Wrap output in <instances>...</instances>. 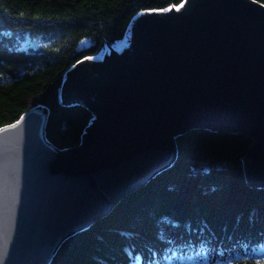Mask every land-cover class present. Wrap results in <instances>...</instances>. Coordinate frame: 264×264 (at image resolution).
<instances>
[{
	"label": "water",
	"instance_id": "1",
	"mask_svg": "<svg viewBox=\"0 0 264 264\" xmlns=\"http://www.w3.org/2000/svg\"><path fill=\"white\" fill-rule=\"evenodd\" d=\"M64 105L94 119L60 151L35 108L0 129V264H51L69 238L169 169L193 130L253 140L243 169L264 190V6L186 0L143 12L120 47L65 78Z\"/></svg>",
	"mask_w": 264,
	"mask_h": 264
},
{
	"label": "trees",
	"instance_id": "2",
	"mask_svg": "<svg viewBox=\"0 0 264 264\" xmlns=\"http://www.w3.org/2000/svg\"><path fill=\"white\" fill-rule=\"evenodd\" d=\"M185 1L0 0V129L41 108L47 141L79 147L94 117L62 104L65 78L120 47L138 14ZM252 144L205 129L180 136L169 169L66 240L51 264H264V190L243 169Z\"/></svg>",
	"mask_w": 264,
	"mask_h": 264
},
{
	"label": "rangeland",
	"instance_id": "3",
	"mask_svg": "<svg viewBox=\"0 0 264 264\" xmlns=\"http://www.w3.org/2000/svg\"><path fill=\"white\" fill-rule=\"evenodd\" d=\"M28 42H30V41H28ZM115 49L117 50V47Z\"/></svg>",
	"mask_w": 264,
	"mask_h": 264
}]
</instances>
